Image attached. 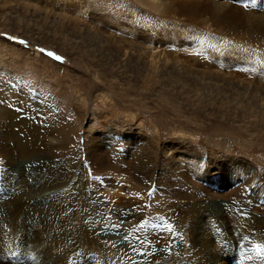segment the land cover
<instances>
[{"label": "rangeland", "instance_id": "obj_1", "mask_svg": "<svg viewBox=\"0 0 264 264\" xmlns=\"http://www.w3.org/2000/svg\"><path fill=\"white\" fill-rule=\"evenodd\" d=\"M193 1L0 0V85L13 78L16 85L29 89L9 88V99L14 101H6L30 113L47 107V127L55 124L57 139L62 142L64 136H74L68 147L60 146L51 155L46 151L55 169L63 171L68 161L76 160L87 170V182H97L101 175L88 164L85 138L111 130L129 133L138 142L155 140L159 151L172 148L179 158H193L205 149L221 151L252 167L253 175H264V47L210 27L208 11L198 16L191 13L197 10L191 9ZM240 7L235 11L242 15L253 13L247 5ZM200 57L208 70L192 65ZM15 92L20 93L19 102L13 97ZM101 112L108 114L107 120L99 118ZM40 116L36 113L31 121L36 123ZM135 120L142 127L134 125ZM178 137L187 138L193 146L177 145ZM119 146H110L116 162L128 151L124 143ZM16 162L19 173L29 178L28 185H37L38 176H48L43 172L50 164L47 159L30 157ZM5 170L10 169L0 163V180L3 173L8 174ZM156 173L161 174L160 168ZM160 182L155 177L140 191L123 183L125 194L133 191L130 198L126 196L129 209L151 225L155 217L163 219L169 213L166 206L159 207L160 200L169 202L164 193L168 186ZM97 185L105 205H119L117 199L122 197L110 198ZM120 186L110 188L112 196ZM88 188V192L93 190ZM12 189L0 191V197ZM33 215L26 222L33 221ZM166 218L167 225L173 224L171 216ZM173 231L177 232L175 227ZM121 242L128 249L133 245L129 233ZM236 257L240 264L252 261L245 251ZM22 258L18 249L13 255L0 250V264H19Z\"/></svg>", "mask_w": 264, "mask_h": 264}, {"label": "bare ground", "instance_id": "obj_2", "mask_svg": "<svg viewBox=\"0 0 264 264\" xmlns=\"http://www.w3.org/2000/svg\"><path fill=\"white\" fill-rule=\"evenodd\" d=\"M242 5L249 6L253 13L242 15L235 11ZM190 6L193 10L197 7L191 11L196 16L208 11L210 27L264 47V0H196ZM191 13L187 14L190 20ZM256 13L259 18L251 15ZM200 58H195L196 62L190 60L192 65H207ZM13 87L17 92L29 90L16 85L13 78L9 83L4 79L0 85V98L5 103L0 105V163L10 169L5 170L8 174L3 173L0 191L13 187L4 198L0 197V250L13 255L18 249L24 256L19 264H240L236 261L239 251L249 253L252 260L242 264H264V175H253L252 167L237 163L221 151L205 149L193 158H179L172 148L159 151L155 140L138 142L129 133L108 130L85 138L88 164L101 175L97 182H87V170L80 162L70 160L59 171L49 156L60 146L68 147L74 136H64L62 142L57 139L55 124L47 127V107L43 111L31 109L30 113L26 108L18 111L10 106L8 101L14 100L9 99V88ZM17 92L13 97L19 102ZM261 109L264 111V104ZM36 113L43 116L33 123ZM99 118L107 120L108 114L101 112ZM136 120L132 123L141 126ZM186 139L180 137L174 143L193 146ZM117 143L128 146L127 154L119 155V162L112 160L115 151L110 148H120ZM30 157L50 163L43 169L48 176H38L37 185L33 186L16 169V161ZM157 168L161 174L156 173ZM157 176L160 184L163 181L168 186L164 193L169 199L160 200L159 207L166 206L169 213H164L163 219L155 217L151 225L129 209L126 196L130 198L133 191L125 194L123 183H131L133 190L140 191ZM252 179L255 183L251 185ZM96 183L102 186L100 193L110 198L122 197L117 199L119 205H105L95 189ZM117 184H121L120 189L112 196L110 191ZM89 186L94 191L88 192ZM31 212L33 221L26 222ZM170 216L173 224L170 223L169 231L164 217ZM19 221L23 224L17 225ZM108 228L117 232L108 234ZM128 233L133 241L129 249L121 242Z\"/></svg>", "mask_w": 264, "mask_h": 264}, {"label": "snow or ice", "instance_id": "obj_3", "mask_svg": "<svg viewBox=\"0 0 264 264\" xmlns=\"http://www.w3.org/2000/svg\"><path fill=\"white\" fill-rule=\"evenodd\" d=\"M49 55H51V54H49ZM149 195H152V193L149 192ZM168 230L169 231L171 230V225L170 224L168 225ZM169 248H171V245H169ZM257 250H259V246L257 247Z\"/></svg>", "mask_w": 264, "mask_h": 264}]
</instances>
